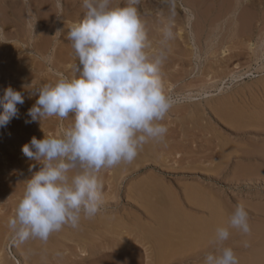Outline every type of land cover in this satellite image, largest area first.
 I'll return each instance as SVG.
<instances>
[{
    "label": "rangeland",
    "instance_id": "obj_1",
    "mask_svg": "<svg viewBox=\"0 0 264 264\" xmlns=\"http://www.w3.org/2000/svg\"><path fill=\"white\" fill-rule=\"evenodd\" d=\"M59 1L55 0L56 6ZM203 1L194 0L191 24L179 0H141L138 10L151 49L161 46L166 30L171 32L161 78L165 90L179 102L164 121L168 127L165 141L145 145L131 165L103 169L99 174L104 193L100 212L91 219L82 217L78 228L65 226L54 232L47 242H15L8 220L24 193V181L41 166L23 153V145L33 136L56 135L72 123L71 116L31 121L28 110L38 98L31 94L32 88L54 83L60 76L71 77L78 61L68 38L61 39L54 30L46 38L49 54L43 57L29 50L22 26L16 36L0 34V97L9 86L24 96V103L17 105L18 114L0 127V259H4L0 264H80L81 246L109 243L120 254L126 244L136 243L131 239L138 237L139 225L158 230L162 239L159 254L165 256L160 260H169L159 264H203V255L191 256L202 246L190 247L179 230L188 233L193 220L209 219L212 213L225 223L238 204L249 213L251 233L245 236L232 230L237 233L230 235L225 246L234 247L236 254L241 251V259L250 252L253 243L244 248L242 242L264 232V0H251L253 7L240 5L237 11L234 0ZM238 13L244 19L252 18H236ZM63 22L68 34L72 23L66 18ZM37 25L40 30L45 28L42 21ZM202 202L211 204L214 211L198 206ZM149 210L159 213L162 221L156 223ZM109 225L113 237L107 232ZM150 243L144 246L149 252L155 250ZM131 252L132 258L150 261L144 252Z\"/></svg>",
    "mask_w": 264,
    "mask_h": 264
},
{
    "label": "clouds",
    "instance_id": "obj_2",
    "mask_svg": "<svg viewBox=\"0 0 264 264\" xmlns=\"http://www.w3.org/2000/svg\"><path fill=\"white\" fill-rule=\"evenodd\" d=\"M83 18L69 28L68 40L76 57L71 77L32 88L35 104L31 121L47 117L72 123L56 135L33 136L23 153L41 166L24 181L25 190L8 220L14 241L47 242L65 226L78 228L82 217L94 218L104 203L100 172L131 165L145 145L165 141L164 121L179 102L161 78L167 59L166 30L158 49H151L141 19V0H81ZM24 96L7 87L0 97V127L18 114ZM26 121V123L31 122ZM249 213L235 206L225 223L215 228L213 247L203 264H240L234 249L225 246L232 230L251 233ZM247 247L248 242L244 241Z\"/></svg>",
    "mask_w": 264,
    "mask_h": 264
},
{
    "label": "bare ground",
    "instance_id": "obj_3",
    "mask_svg": "<svg viewBox=\"0 0 264 264\" xmlns=\"http://www.w3.org/2000/svg\"><path fill=\"white\" fill-rule=\"evenodd\" d=\"M57 1L60 2L59 0H57ZM179 1H180L179 6H181L182 9L185 11V14L184 13L183 14L186 15V19L189 23L191 21L193 15H194V3H196V2H194V0H179ZM198 1L200 2L201 0H198ZM209 1H211V0H209ZM209 1H207V2H209ZM122 3H124V0H114V4L116 6H119ZM57 4L58 5L56 6L55 0H0V34L2 36L5 35L6 37H8L7 35H10L11 37H13V35L16 36V34H18V32L21 33L19 30H21L20 27L22 26V29L25 30L26 35H28L27 41H28V45L30 44L29 50L33 53H36V55H39L41 57L47 56L49 54V50H50L49 48H51V47L47 46L48 43L46 42L47 41L46 38L48 35H50L52 30H54V33L56 35L60 34L61 39H63V40L67 39L68 34L63 29V26L66 25L65 22H63V19L64 18L69 19L70 23L73 24L74 22H77L79 20V17H83V15H84V9L82 8L81 0H62L61 4H59V3H57ZM207 5H209V4L207 3ZM240 5H243V7L244 6L245 7H253V1L250 0L249 3L248 2L244 3L243 0H234V4H233L234 11H237V9H239ZM43 6L46 9L43 10V12L41 13L40 12L41 9L40 10H38V9L40 7L42 8ZM201 7H203V6H201ZM219 7H220V5H219ZM219 7H218V9H219ZM206 9H208V8H206ZM225 9H227V8H225ZM246 9H248V8H246ZM176 11H177V9H176ZM243 11H245V10H243ZM195 12L197 13V11H195ZM222 12H224V11H222ZM54 13H57V15H58V17H56V19H55V17L52 18ZM218 14L219 13H217V17H218ZM223 14L224 13H222V15ZM245 14L246 13H244V15ZM240 15L241 16H239V13H238V15H236V18L241 17L242 19H244L243 14H240ZM20 17L23 20H21ZM244 17L247 20L251 16H249L248 18H247V16H244ZM218 18H220V17H218ZM236 18L234 20H237ZM51 19L52 20L54 19V20L52 21ZM214 19H216V18L214 17L213 19L211 18L210 20H214ZM37 21H42L43 26L45 25V28L43 30H40V27L37 25ZM50 21H51V23H50ZM239 22L241 23V21H239ZM244 22L245 21H242V23H244ZM192 23L193 22L191 21V24ZM192 26H194V25H192ZM9 27H11L13 29L10 28V30H8ZM6 28L8 31L4 32V30ZM39 33L42 34L41 37H39V35H38ZM192 201L195 203L196 198L192 199ZM198 206H202V207L209 209L210 213L212 211H214V208L209 203L202 202V204H200ZM148 212H149V216H151L156 223H159L160 221H162V217L160 216L159 213L153 212L151 210H149ZM215 213H216V211H215ZM155 222H153V225H155L154 224ZM222 223H224V220L221 218V216H218L217 213L216 214L212 213L210 215L209 219L193 220L190 223V228L192 230H189L188 233L186 230H184V231L179 230V233L184 234L186 236L185 238L188 239V240L187 239L186 240H187V243L189 244V246L193 245L194 248H196L200 245L202 246V247L200 246L201 247L200 249L195 250L192 253V255L190 254L192 257H194L195 259L198 257V255L199 256L203 255L205 257V255L209 251L212 250L213 247L209 242L211 241V237L214 235L215 228ZM108 224H109V222L106 225H108ZM112 226L114 227V225H112ZM112 226L110 227V225H109V228L107 226V228H108L107 232H108V230L110 232V228H112ZM116 227H118V226L116 225ZM139 227L141 228V231H140L138 237L136 238V236H135V237H132V239H131L134 242H136L137 244L136 243L135 244H126L125 247H127V249L120 254L115 253V251L117 249H115L110 243H109L110 245L106 244L104 246H98V245H96V246L95 245L94 246H88V245L81 246L82 248H80V250H81V252H83L84 256L80 259V264H159V262H161V261H165V262L169 261V260H160L161 258H163L165 256L162 255V257H160L161 255L159 254V251L161 250L159 248H161L160 246L162 243V241H161L162 239H160L158 230L150 228L148 226L139 225ZM235 233H237V232L232 231L231 236L235 235ZM78 234H80V233H78ZM252 234H254V233H252ZM111 235H112V233H111ZM258 235H259L258 237H257V235H256V237H253L255 239H252V237H251V239L247 240V242L249 243L248 244L249 246H250V244L252 245V243H253V247L251 246V249L249 248L250 252L248 251V253L246 252L247 254L245 253L246 254L245 258L243 257L241 259V257H239V256L242 253H240L241 251L238 252L237 256L239 255L238 257H239L240 264H264V232L258 233ZM79 236H81V235H79ZM82 236H86V235L82 234ZM249 236H248V238H250ZM112 237H113V235H112ZM123 237L125 238V236H123ZM85 238L86 237L82 238V240H84ZM242 238H244V237H242ZM90 239H91V237H90ZM208 239H209V242H208ZM170 240H169V242H170ZM184 241H185V239H184ZM239 241L241 242V239ZM85 242H86V240H85ZM148 242L149 243L151 242L154 244L155 250H153V251L151 250V252H149L150 250L148 251V248L144 247L147 245L146 243H148ZM206 242H208L209 244H207ZM151 243H150V245H151ZM173 243L175 244V242H173ZM242 243L244 244V242H242ZM169 244H171V243H169ZM239 244H241V243H239ZM177 245H180V244H177ZM193 246H192V248H193ZM241 246H242V244H241ZM142 247H144V248H142ZM243 247H244V245H243ZM142 249H144V250H142ZM152 249H153V247H152ZM239 249L241 250L240 246L237 250H239ZM132 250H133V252L134 251H138L140 253L144 252V254H146L145 257L150 259V261L145 263V262H143V259L141 261V260H138V258L137 259L132 258V256H131ZM234 250H235V248H234ZM155 251H157V252H155ZM160 253H162V251ZM1 254H3V252ZM190 255L186 256V258L184 257V259H187V257H191ZM243 255H241V256H243ZM153 256H154V258H153ZM25 257H27V256H25ZM29 257H30V255H29ZM2 259H0V260H2ZM191 259H193V258H191ZM118 260L121 262L118 263L117 262ZM177 261H181V259L177 260Z\"/></svg>",
    "mask_w": 264,
    "mask_h": 264
}]
</instances>
